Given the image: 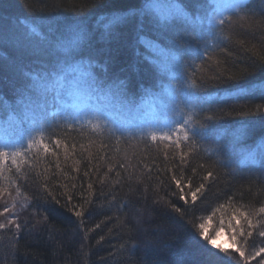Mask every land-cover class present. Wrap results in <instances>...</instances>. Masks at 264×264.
<instances>
[{
	"label": "trees",
	"instance_id": "obj_1",
	"mask_svg": "<svg viewBox=\"0 0 264 264\" xmlns=\"http://www.w3.org/2000/svg\"><path fill=\"white\" fill-rule=\"evenodd\" d=\"M213 3L0 0V264H264V0Z\"/></svg>",
	"mask_w": 264,
	"mask_h": 264
},
{
	"label": "rangeland",
	"instance_id": "obj_2",
	"mask_svg": "<svg viewBox=\"0 0 264 264\" xmlns=\"http://www.w3.org/2000/svg\"><path fill=\"white\" fill-rule=\"evenodd\" d=\"M247 0H214V9L212 11V18L218 20L221 15L229 8H235L243 3H245ZM218 242H222V239L217 238L214 242L217 244Z\"/></svg>",
	"mask_w": 264,
	"mask_h": 264
}]
</instances>
